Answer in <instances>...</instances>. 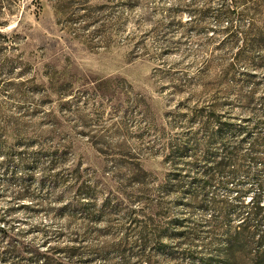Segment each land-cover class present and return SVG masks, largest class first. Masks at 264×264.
<instances>
[{
  "label": "rangeland",
  "instance_id": "obj_1",
  "mask_svg": "<svg viewBox=\"0 0 264 264\" xmlns=\"http://www.w3.org/2000/svg\"><path fill=\"white\" fill-rule=\"evenodd\" d=\"M63 3L83 17L76 26L59 24L56 0H0V128L18 154L10 166L0 155V211L11 210L28 250L70 248L80 238L85 254L73 264H198L181 239L164 238L162 247L153 236L154 225L184 216L153 197L169 170L162 145L198 102L264 94V0ZM226 10L233 21L218 19ZM231 26L250 33L252 53L241 54L247 38ZM7 171L20 181L9 185ZM83 185L96 186L95 201L78 199ZM78 203L96 219L72 217ZM61 253L54 257L66 261Z\"/></svg>",
  "mask_w": 264,
  "mask_h": 264
},
{
  "label": "trees",
  "instance_id": "obj_2",
  "mask_svg": "<svg viewBox=\"0 0 264 264\" xmlns=\"http://www.w3.org/2000/svg\"><path fill=\"white\" fill-rule=\"evenodd\" d=\"M147 1L127 0L125 4L134 8ZM67 9L63 0H56L55 13L65 29L76 26L83 18H76ZM234 16L231 10L217 12L218 19L233 21ZM129 20L125 18V23ZM154 24L163 26L162 21ZM226 31L234 37L247 38L241 54L252 53L256 48V41L241 27L231 26ZM127 39L132 41L136 37L130 34ZM230 99L215 96L210 102H198L179 114V130L162 145L163 163L169 170L158 186V196L153 197H157L161 209L168 200V204L182 208L184 216H176L166 222L167 226L154 225L153 236L162 247L164 238L181 239L190 260L198 264H264V94H238ZM7 134L1 127L0 155L5 158L4 165L10 166L18 154L6 149ZM17 173L7 171L8 184L20 181ZM78 192V199H96V186L83 185ZM73 210L72 213H78L71 214L72 217L81 213L82 217L85 214L84 220L96 219V211L88 204L78 203ZM10 216L11 210L0 211V264H73L75 258L84 256L80 238L79 244L70 248H48L43 253L34 248L28 250L18 242L20 231L15 232ZM146 229L147 226L142 228V236ZM148 240L141 237L138 245L145 248ZM59 251L66 261L54 257ZM25 253L30 256L25 257ZM137 257L145 262V251H139Z\"/></svg>",
  "mask_w": 264,
  "mask_h": 264
}]
</instances>
